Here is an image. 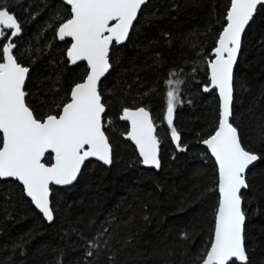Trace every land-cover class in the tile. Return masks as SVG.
Masks as SVG:
<instances>
[{"label":"trees","instance_id":"16d2710c","mask_svg":"<svg viewBox=\"0 0 264 264\" xmlns=\"http://www.w3.org/2000/svg\"><path fill=\"white\" fill-rule=\"evenodd\" d=\"M0 3L21 22L13 42L17 60L30 69L29 106L38 118L58 115L71 88L88 73L85 63L71 65L66 54L71 42L57 36L70 6L62 0ZM229 8L230 0H150L128 42L110 51L111 71L100 87L108 106L112 167L89 161L75 185L53 186L52 223L35 210L19 182L0 180V264H200L214 238L219 201L218 167L202 141L218 127L220 100L217 92L203 89L210 84L207 62ZM258 8L234 72L233 119L246 146L264 154V144L251 134L264 122V10ZM169 79L182 81L173 127L186 151L176 147L165 119ZM139 107L147 108L157 125L158 170L143 167L127 138L129 124L121 119L124 108ZM44 158L52 164L51 153ZM249 180L248 264H264V161L249 172ZM105 228L109 247L101 244L99 252L86 256L87 241Z\"/></svg>","mask_w":264,"mask_h":264},{"label":"snow or ice","instance_id":"6c2138e0","mask_svg":"<svg viewBox=\"0 0 264 264\" xmlns=\"http://www.w3.org/2000/svg\"><path fill=\"white\" fill-rule=\"evenodd\" d=\"M70 6L69 18L60 23L59 40L71 38L67 58L72 65L86 61L89 69L83 82L70 90L68 102L58 115L38 118L26 102L29 93L26 81L29 67L18 62L13 39L22 32L21 22L0 3V179L14 178L24 188L27 197L47 221L54 219L50 203V185H71L76 181L84 162L90 157L111 165L112 146L105 133L107 102L101 95V78L112 67L110 51L129 39L134 22L142 16V9L150 0H63ZM258 6L264 10V0H230L226 27L214 49L215 58L209 60L210 86L204 91L218 89L221 111L214 134L202 141L210 150L218 166L216 190L219 193L215 210L214 239L203 253L200 264H248L249 249L245 244L247 219L245 192L250 189V167L264 161V154L250 150L233 119V71L241 52L242 36L253 21ZM61 19H63L61 17ZM10 30V31H9ZM177 76L176 72L170 73ZM167 125L180 151V134L173 127V114L182 101L179 96L181 80L166 81ZM121 119L129 121L127 138L138 149L145 166L161 168V141L148 110L124 108ZM257 143L264 144V122L251 131ZM46 153L54 154L50 166L42 163ZM87 241L86 256L99 252L101 244L108 248L104 233ZM187 238V234H182ZM20 247V245H17ZM114 260V256L109 257Z\"/></svg>","mask_w":264,"mask_h":264},{"label":"water","instance_id":"95a60500","mask_svg":"<svg viewBox=\"0 0 264 264\" xmlns=\"http://www.w3.org/2000/svg\"><path fill=\"white\" fill-rule=\"evenodd\" d=\"M63 1V0H62ZM259 7V6H258ZM230 9V8H229ZM259 9V8H258ZM257 9V10H258ZM257 13V12H256ZM256 15V14H255ZM254 15V16H255ZM139 18V17H138ZM254 18V17H253ZM252 22V21H251ZM251 22H250V24H251ZM134 24H136V22H134ZM249 24V25H250ZM226 27V26H225ZM249 27V26H248ZM248 27H246V29H245V32L244 33H246V30H247V28ZM58 29V28H57ZM133 29H134V26H133ZM132 31L133 30H131L130 31V34H129V38H130V36H131V33H132ZM220 35V34H219ZM244 35L245 34H243V36H242V43H241V46H243V39H244ZM58 36V35H57ZM129 40V39H128ZM59 41H61V40H59ZM64 41H70L71 42V38H65V40ZM128 41H126L124 44H126ZM71 44V43H70ZM124 44H122V45H124ZM121 45H119V47H120ZM217 46H218V44H217ZM216 46V47H217ZM70 47V46H69ZM13 52H14V54H15V49L13 50ZM241 52H242V47H241ZM241 52H240V54L238 55V58H237V63H236V65L234 66V71H233V77H234V80H233V85H234V82H235V71H236V68H237V65H238V62H239V60L238 59H240V55H241ZM67 54V53H66ZM111 54V53H110ZM212 57H213V59L215 58V56H214V51H213V53H212ZM69 61V60H68ZM19 62V61H18ZM79 63H85L86 64V66H87V62L86 61H80V62H78V64ZM111 63V62H110ZM72 65V64H71ZM88 71H89V69H88ZM111 71V68H110V70H109V72ZM210 68H209V74H210ZM109 72L108 73H106L105 74V76L104 77H102L101 78V82H100V87H101V83H102V81L104 80V78H106L107 76H108V74H109ZM29 73H30V71H29ZM82 82H83V80H82ZM27 83V82H26ZM209 86H210V84H209ZM25 87H26V85H25ZM217 92V94H218V89H212V91H210V92H206V93H212V92ZM205 92V91H204ZM218 96H219V94H218ZM234 96H235V88H234V93H233V98H234ZM27 98V97H26ZM219 100H220V97L218 98ZM26 102H27V100H26ZM221 100H220V111H221ZM233 104H234V99H233ZM145 108V107H144ZM135 109H137V108H135ZM135 109H133V110H135ZM146 110H148L147 108H145ZM149 111V110H148ZM149 113H150V115H151V112L149 111ZM175 113V112H174ZM166 115V114H165ZM151 117H152V115H151ZM152 119H153V117H152ZM126 121V120H125ZM126 122H128V124H129V131L131 130V125H130V122L129 121H126ZM173 122H174V114H173ZM153 123L155 124V122H154V120H153ZM156 125V124H155ZM107 127V124L105 125V128ZM156 127H157V125H156ZM128 131V132H129ZM106 133V132H105ZM156 135H157V128H156V133H155ZM107 135V134H106ZM157 137H158V135H157ZM207 139V138H206ZM109 142H110V140H109ZM129 142H131L133 145H134V147L136 148V146H135V144H134V142H132L131 140L129 141ZM111 144V143H110ZM112 146V145H111ZM202 146L204 147V148H206L207 149V152H209L210 153V155H211V152H210V150H208V148H207V146L205 145V144H203L202 143ZM136 151L138 152V149L136 148ZM159 153H160V146H159ZM47 154H49V153H46L45 154V157L47 156ZM52 154V153H51ZM112 154H113V148H112ZM137 154H139V152L137 153ZM212 156V155H211ZM159 157H160V154H159ZM52 158H53V162H52V164L55 162L54 161V154H52ZM141 158V157H140ZM212 158L215 160V158L212 156ZM112 159H113V155H112ZM93 160H95V161H99L98 159H96V158H94V157H90L88 160H86L85 162H84V165L82 166V168H81V172H80V174L78 175V177H77V179H76V181H78L79 180V177L81 176V173H82V169L84 168V166H86V163L87 162H89V161H93ZM141 160H142V158H141ZM99 162H101L103 165H105L102 161H99ZM42 163H45V158L42 160ZM46 164V163H45ZM113 164V163H112ZM112 164L111 165H105V166H107V167H112ZM215 164H216V162H215ZM258 164V162L256 163V165ZM47 165H51V164H47ZM255 165V166H256ZM254 166V167H255ZM143 167H145V168H147V169H155L154 167H150V166H145V165H143ZM218 167V166H217ZM254 167H250V170H249V172L254 168ZM156 170H158V169H156ZM217 177H218V175H217ZM0 180H2V181H6V180H14V181H17V180H15L14 178H4V179H0ZM76 181H74L71 185H50V203H51V206H52V197H51V195H52V187L54 186V187H60V188H65V187H70V186H73V185H75L76 184ZM17 182H19V181H17ZM20 183V182H19ZM20 185H22L21 183H20ZM23 186V185H22ZM26 194V193H25ZM27 197V196H26ZM27 198H29L30 200H31V198L30 197H27ZM33 203V202H32ZM33 205H34V203H33ZM35 206V205H34ZM35 210H38L37 208L35 209ZM39 211V210H38ZM40 212V211H39ZM41 213V212H40ZM54 213V212H53ZM42 214V213H41ZM43 215V214H42ZM44 217V216H43ZM44 219L47 221V219L44 217ZM52 221H54V219L52 220ZM52 221L50 222V223H52ZM46 223H49V221H47ZM245 225H246V222H245ZM214 239V238H213ZM248 263H249V261H248Z\"/></svg>","mask_w":264,"mask_h":264}]
</instances>
